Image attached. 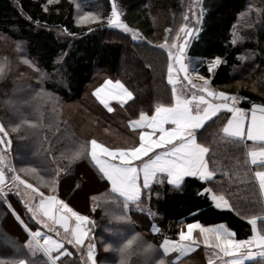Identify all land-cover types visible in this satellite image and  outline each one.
I'll return each mask as SVG.
<instances>
[{"label":"trees","instance_id":"obj_1","mask_svg":"<svg viewBox=\"0 0 264 264\" xmlns=\"http://www.w3.org/2000/svg\"><path fill=\"white\" fill-rule=\"evenodd\" d=\"M102 3L103 15L97 21L86 24L77 22L79 6L76 0H52L51 3L49 0H0V68L3 69L0 72V123L11 133L12 162L38 167L41 170L38 175L45 181L51 179L46 174L47 170L54 175L55 170L67 168L68 171L62 172L55 190L69 202V197H74V193L86 182L82 169L96 176L95 183H91L92 188L85 190L80 200L82 206L77 207L85 209L88 203L101 205L93 212L90 207L87 210V215L95 221L93 238L97 244L98 264H120V254L113 249L122 247L137 234L140 239L134 241L129 250L128 264H145L142 248L147 244L153 245L158 253H154L153 264L161 258L166 264H175L177 262L166 259L159 247L160 242L166 238L175 240L181 226L193 221L203 226L224 222L235 231L237 239L246 238L251 234V226L246 219L252 215L264 217V211H261L262 201L252 168L247 163L246 144L242 141L239 145L225 141L213 148L217 153L213 158L219 166L232 173L230 178L217 173L214 179L224 180V188H230L240 197L237 201L236 196H232L235 211L213 208L206 198L196 194L200 181L185 178L183 194H171L168 189L153 185L151 199L145 193L140 201L142 206L151 209V213L137 211L133 206L128 213L130 223L109 215L120 214L110 202L104 204L103 199H91L93 195L103 198L107 196V191L105 181L99 179L88 159L69 163L65 158L88 140L77 135L75 130L67 131L71 134L67 136L59 121L62 116L55 112L56 108L61 112L62 105L81 100L89 86L95 85L93 81L98 74L105 73L119 79L132 90L134 101L124 106L130 116L137 115L141 110L151 112L158 101L167 103L170 100L171 89L166 82L167 51L147 43L156 36L151 9L159 4L165 5L169 11L167 37L176 36L184 16L191 15L185 12L189 0H117L123 22L137 29L143 38L134 41L129 34L107 25L105 16L110 7L109 0H102ZM200 4L206 12L203 30L188 51L199 74L207 78L206 60L219 56L224 63L211 74V85L225 92L244 94L256 101L255 104L264 105V0H201ZM58 31L64 35H58ZM15 42H21L19 49L14 47ZM201 59L204 60L203 65L199 63ZM25 60L34 66L25 64ZM127 64L133 66L128 67ZM38 70L46 73L50 80H41ZM248 80L255 82L258 88L252 89ZM46 93L52 94L58 101L54 102ZM241 104L249 107L246 103ZM81 107L86 114L90 105L82 100ZM89 119L94 124V119ZM225 119L226 113L221 115L223 122ZM112 123L113 130H122L119 120ZM17 125L18 131L11 132ZM215 127L212 125L213 130ZM49 138L54 148L45 158V146L41 143L36 149V140ZM50 153H54L56 161L50 160ZM58 155L63 160L61 164H58ZM31 182L49 193L44 185L37 184L35 180ZM193 213L198 214L193 216ZM21 216L31 223L28 216ZM257 225L264 228V220H258ZM154 226L159 229L158 233L152 231ZM28 239L11 213L0 205V260L25 259L34 264H44L46 258L41 253L32 256L25 247ZM106 245L111 246L108 251H105ZM195 252L189 255H195ZM71 253V256L62 258L63 264H83L80 254Z\"/></svg>","mask_w":264,"mask_h":264},{"label":"snow or ice","instance_id":"obj_2","mask_svg":"<svg viewBox=\"0 0 264 264\" xmlns=\"http://www.w3.org/2000/svg\"><path fill=\"white\" fill-rule=\"evenodd\" d=\"M49 2L51 3L52 0ZM205 15V9L201 5L198 13L192 12L191 19L195 21L194 27H189L185 23L177 33L178 40L174 39L170 45L162 43L153 46L167 51V83L172 86L171 97L167 103L160 101L155 103L151 115L141 110L137 119L128 121L127 127L132 129L133 134L138 131V141L127 145L105 146L93 138L65 157L69 163L81 158L88 159L99 179L105 181L107 191V196L101 198L93 195L91 199L93 201L103 199L104 204L110 202L120 214L109 213V215H113L119 221L131 222L128 213L133 206L137 211L147 210L151 213V209L141 206L140 201L145 193L149 200L151 199L153 185H160L168 189L171 194H183L185 178L200 181L196 194L206 198L213 208L222 211L236 210L232 196H236L237 201L240 197L232 193L230 188H224V180L215 181L214 179L217 173L229 178L232 173L226 172L219 166L217 160L213 158L217 155L213 148L225 141L232 145H239L245 135L248 140L264 141V116H261L259 124L256 119V109L264 113V105L253 103L252 122L245 124L244 110L238 107L244 98L229 95L224 91H215L211 87L213 79L211 74L224 63L222 58L217 56L207 63L209 73L207 78L199 74L188 51L203 30ZM98 19V16L89 12L79 16L77 22L88 23ZM184 19L188 21L190 17L185 15ZM106 22L109 27L130 34L134 41L141 39L135 29L123 22L116 3L112 4ZM65 32H67L66 29ZM68 35L72 34L68 33ZM165 39L167 40L168 37L166 36ZM235 42L234 39L233 43ZM147 43L151 44L150 41ZM24 63L34 66L29 60H25ZM199 63L203 65L204 60H199ZM2 71L3 69L0 68V72ZM193 74L198 79L194 80ZM39 75L43 80L46 73L39 71ZM114 89L116 91H113ZM92 95L109 113L114 111L109 104V97L118 100L122 106L128 101H134L133 92L120 80L113 82L111 79H105L100 87L95 88ZM225 113H231L226 123L221 120V115ZM221 124L222 127H220ZM212 125H216L214 130ZM31 126L35 127V125ZM18 129L19 125L13 127L11 132H17ZM10 135L11 133L6 130L5 126L0 124V145L5 146V152L11 147ZM89 144L90 151L88 150ZM247 156L251 158V164L264 165V148L258 151L249 150ZM3 163L4 156L0 155V164ZM66 171H68L67 168L57 169L54 175L46 172L51 176V179L46 181L43 177L40 178L49 193L55 191L62 172ZM20 172L38 175L36 167L21 168L19 172L15 167H11L7 169V174L5 169L0 167V205L6 208L14 221L25 230L29 237L25 247L31 255L41 253L46 258L44 264H63L62 258L72 255L66 244L72 245L81 252H83V246L87 244L86 264H98L97 244L90 235L92 228L95 227V221H91L89 216L74 210L69 202L60 199L59 195H45L40 188L21 178ZM83 176L86 181L96 179V176L90 174L87 169L84 170ZM255 176L259 178L260 193L264 196V171H256ZM205 184H212V186L205 187ZM12 194L21 198L20 202L31 223L26 222L7 199ZM28 197H31V200ZM99 206L101 205L94 206L92 210L95 211ZM261 211H264V207ZM196 214L198 213H193V216ZM71 219L75 220L76 226L69 229L68 221ZM258 220H264V217L252 215L247 219V223L251 226V235L246 239L235 238L237 235L235 231L230 230L225 224L209 228L199 222L188 223L187 232L181 230L178 233L179 241L166 238L159 247L165 256L175 251L184 253L199 243L193 238V230L198 229L206 246L210 245L214 249H219L224 256L234 257L226 264H244L245 259L255 256H260L264 261V228H258ZM57 225L64 229L63 236ZM41 229H46V231L42 232ZM152 231L158 233L159 229L154 226ZM50 233H55L56 238ZM139 239V234H137L128 239L122 247L113 249L120 254V264H128L129 250L134 241ZM110 247L106 245L105 251H108ZM142 252L145 256V264H153L154 253L158 254L153 245L147 244L142 248ZM0 264H34V262L25 259L0 260ZM155 264H166V261L161 258Z\"/></svg>","mask_w":264,"mask_h":264},{"label":"rangeland","instance_id":"obj_3","mask_svg":"<svg viewBox=\"0 0 264 264\" xmlns=\"http://www.w3.org/2000/svg\"><path fill=\"white\" fill-rule=\"evenodd\" d=\"M200 1L201 0H189V5L187 7L188 9H186L187 11H185V12L186 13L189 12L191 15L189 16L190 19L187 21L188 23L185 21V19H183L184 20L183 24L187 23L189 27H194L195 26V21L193 19H191V16H192V12H197V13L199 12V9L201 7ZM76 2L78 4V6H79V8H78V14L79 15L77 16L78 18H79V16L84 15L85 13H89V12L92 13L93 15L98 16V17L103 15V7H102L103 3H102V0H76ZM113 3L117 4V0H109V4H110L109 6L110 7H109V10H107V13H106V16H105V22L107 21L108 14H110V12H111V7H112ZM164 6L165 5L160 6L158 4V5L154 6V7H152V9H151L152 21H153V24H154L155 29H156L155 39L151 42L154 45L155 44L159 45V44H162V43H166V44L170 45V44H172L174 39L178 40V37H177V35L175 36V34L171 35L170 37L168 36L167 40L165 39V37L167 35L165 30L167 29L166 25H167V23L169 21L170 13ZM78 18H77V21H78ZM92 22L93 21H89L88 24H90ZM183 24H181V26ZM135 30L139 33V31L137 29H135ZM179 30L177 32H179ZM58 35L63 36L64 34L62 32H60V31H58ZM141 40H143L142 37H141L140 40H137V41H141ZM14 47L19 49L21 47V42H17V43L15 42L14 43ZM212 59L213 58H210V59L206 60V65ZM129 63H130V61H129ZM127 66L128 67H132L133 65L130 66V64H127ZM106 76H107V74H105V73H100L97 76H95L94 81H93L94 84H95L94 87L96 86V84H98L100 81H102V79L104 77H106ZM193 77H194L193 79H195V80L198 79L197 76H193ZM44 79L50 80L48 75H46L44 77ZM58 82L60 83L61 80L58 79ZM248 84L254 90L258 88L256 83L253 82L252 80H248ZM91 87L89 86L88 90L86 91L85 95L83 96V98L81 100L72 101V102H69V103H66V104L62 105L61 112H59V109L57 110V108H56L55 112L58 113V115L62 116V120H61V118H60V120L58 118V120L61 121L60 123L62 125V128H64L65 134H67V136L71 135L70 133H66L67 131L75 130L77 135H80L83 139H86L88 141H90V139L96 138L98 140V142H101V143H110V144H114L115 143V144H117L118 141L115 138L119 134V131L108 130L107 128H103L104 125L106 126V124L108 122L112 123V121L108 120V117L102 115L101 109L96 107L92 103L91 98H90V91H91V89L93 87L92 88ZM46 96L50 97L54 102L57 100V98L55 96H53L52 94H50V93H46ZM82 100H86L87 104L90 105V107L85 112L86 114H84V112L82 111V107H81ZM254 102H256V101H254ZM89 118L94 119L95 126H94L93 122ZM111 126H114L113 123L111 124ZM44 132L45 133H49L48 131H44ZM31 134H33V132L30 133V136H31ZM50 140H51L50 138L49 139H45V140H36V146H35L36 149H38L40 147L41 143L43 144V146H45V149H46V154L44 155L45 158L47 156V153L52 151L53 148H54V146L50 144V142H49ZM45 141H46V143L44 144ZM32 142H33V140H32ZM4 147H5L4 145H0V155L4 156V163L0 164V167L5 169L6 174H7V169L11 168V167H15L17 169V172H19V170L21 168H32L31 166L26 167V166H23L21 164L18 165V161L13 163L12 160H11L10 149L5 152L4 151ZM49 155H50L49 158H50L51 161L52 160H54V161L57 160V158L54 157L53 155H51V153ZM62 161L63 160H61V155H58V164H61ZM36 168H37V172L41 171L38 167H36ZM47 171L50 172L49 170H47ZM82 172H84L83 169H82ZM19 174L21 175V178L26 179L29 183H32L33 185H35V184L33 182H31V180H35L37 182V184L43 185V182L40 179L41 177L39 175H32L31 173L25 174V173H22V172H20ZM92 182L95 183V180L83 182V187L80 190H78V191H76L74 193V197L70 196L69 200L72 203L76 204L77 206L81 207L83 202H81L80 200H82L81 198L84 197L85 190L92 188V185H91ZM68 194H70V193H68ZM142 205H143V203H141V206ZM93 207L94 206L91 203L90 210H92ZM91 212H93V210ZM89 218H90L91 221H93V219L90 216H89ZM195 222H197V221H195ZM190 223H192V222H190ZM187 224L182 225L180 230H179V232L181 230L187 232V228H186ZM94 230H95V227L92 228L91 233H90V235L92 237H93ZM196 232H199V230L198 229L193 230V238L194 239H195V236H196ZM164 240H162L160 242V245L163 243ZM171 241H179V235H177L175 240H171ZM198 245L199 244H195L192 247L195 248V250H196L198 248ZM193 248L190 249V250H193ZM190 250H187L184 253H181L179 251L170 252L165 257H166V259H169V260L173 261L174 263L177 262L175 264H194V263L201 262V259H200V256H199L198 253L195 254V255H192V256L188 255V251H190ZM162 252H163V250H162ZM184 258L186 260L185 261H181ZM225 259L226 258L223 257V256L220 257V260H222V261H226ZM212 261H211V263H212ZM82 263L86 264V262H82ZM207 264H209V262H207Z\"/></svg>","mask_w":264,"mask_h":264},{"label":"crops","instance_id":"obj_4","mask_svg":"<svg viewBox=\"0 0 264 264\" xmlns=\"http://www.w3.org/2000/svg\"><path fill=\"white\" fill-rule=\"evenodd\" d=\"M193 63H194V61H193ZM193 76H196V75L193 74ZM105 79H111V80H113V82L116 81V80H119V79L113 78L112 76L107 75L106 77H104L102 79V81H100L98 84H96V86L97 87H100L103 84V81ZM166 82H167V74H166ZM183 83L186 84V82H183ZM96 86L95 87L93 86V88L90 91V98H91L92 103L96 107L100 108L101 109V112H102V115L108 117L109 120H112V121L119 120V122L122 124V130L119 131V134L115 138L118 141V143L117 144H115V143L114 144L103 143V144L105 146H113V145H127V144H132V143L137 142L138 141V131L135 134H133L132 129H130L129 127H127V125H128V121L129 120H135V119H137L139 117L140 112L137 113V115H133V116L128 115L127 112H126V109L124 107L125 104L122 106L121 103L118 100L112 99L111 97L108 98L109 99V104L113 107L114 111L112 113L107 112V110L103 107V105H101L99 103V101L92 95V93L95 90V88H97ZM169 86H170V89H171L172 86L171 85H169ZM180 86L182 87L183 84L180 85ZM125 87H127V86L125 85ZM211 87L215 91H222V90L216 89L212 85H211ZM129 90L132 91L131 89H129ZM113 91H116V90L114 89ZM257 105H262V104H257ZM238 107H240L241 109L244 110L243 119H244L245 124H250L252 122V114H253L252 106L246 107L243 104L239 103L238 104ZM147 114L148 115H151L152 114V111L151 112H147ZM261 116H264V113H262L259 109H256V119H257V123L258 124L260 122ZM230 117H231V113H226V119H225V122L224 123H226L227 118H230ZM103 128H107L108 130H113V129H111L112 126H111V123L110 122H108L106 124V126L104 125ZM241 141L244 144H246V158H247V163L252 168V175L254 177V181H255L256 187H257L258 192H259V195L261 197L262 207H264V196H261V193H260L259 178L255 176V172L256 171H264V165H260L259 163L256 164V165L251 164V158L247 156V151H249V150H257L258 151L259 149L264 148V141H260V140H255V141L248 140L247 137H246V135H245V138L243 140H241ZM89 151H90V144H89ZM35 187H37V186H35ZM40 190L43 191L42 189H40ZM44 193H45V195H48V194L59 195L56 190L53 193H46V192H44ZM59 198L65 200L66 202H69L67 199H64L60 195H59ZM7 199L11 202L12 206L16 209L17 212H19L21 215L22 214H25V209H24V207L22 206V204L20 202V199H21L20 197H17L16 195L12 194V195H9ZM28 199L31 200V197H28ZM69 204H70V207H72L74 210L78 211L82 215H87V210L91 206L88 203L85 209H80V208L77 207L76 204L74 205L71 202H69ZM26 216H28V215H26ZM248 218H250V217H248ZM194 222L195 221H193L192 223H194ZM220 224H225V223L224 222H218V223L210 224V225H207V226H204V227L211 228V227H215V226L220 225ZM75 226H76V222H75L74 219H71V220L68 221V227H69V229L75 228ZM57 228L60 231L61 236H63L65 234L64 229L61 228L59 225H57ZM228 228L230 229V227H228ZM86 230H87V227H86ZM41 231L44 232V231H46V229H41ZM24 232H25V230H24ZM50 235H52L54 238H56L55 233H50ZM70 235H71V233L69 232V236ZM246 238H242V239H246ZM195 239L199 241L198 248L196 250H195V248H193V250L188 251V255L191 254V253L193 254L194 251H197V253L200 256L201 262L203 264H207V262H210L212 260L213 261H212L211 264H226V262L234 259V257L224 256L223 253H220L219 252V249H214L210 245L209 246H206L203 243V239L200 236L199 232H196ZM42 242L43 241H41V243ZM66 247L68 248V251L69 252L74 251L77 255L80 254V258H81L82 262H86L87 261V244H85L83 246V252L79 251L77 248H74L72 245H67L66 244ZM197 253L195 252V254H197ZM221 256L225 257L226 258L225 259L226 261L220 260V257ZM244 264H264V261H262V258L260 256H255V257H253L251 259H245L244 260Z\"/></svg>","mask_w":264,"mask_h":264},{"label":"built area","instance_id":"obj_5","mask_svg":"<svg viewBox=\"0 0 264 264\" xmlns=\"http://www.w3.org/2000/svg\"><path fill=\"white\" fill-rule=\"evenodd\" d=\"M229 95H237V96H240V97H243L244 99L241 101L242 103H246L248 105H251L254 103L253 100H251L248 96L244 95V94H240V93H237V92H227ZM193 248V247H192Z\"/></svg>","mask_w":264,"mask_h":264}]
</instances>
